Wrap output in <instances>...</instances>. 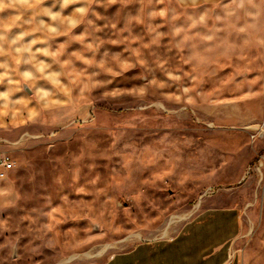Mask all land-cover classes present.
<instances>
[{"label": "rangeland", "instance_id": "374dc122", "mask_svg": "<svg viewBox=\"0 0 264 264\" xmlns=\"http://www.w3.org/2000/svg\"><path fill=\"white\" fill-rule=\"evenodd\" d=\"M233 13V0H0V154L15 161L0 264L103 262L218 198L242 209L233 264H264L261 118L233 90L249 71L234 67Z\"/></svg>", "mask_w": 264, "mask_h": 264}, {"label": "crops", "instance_id": "0c3cea01", "mask_svg": "<svg viewBox=\"0 0 264 264\" xmlns=\"http://www.w3.org/2000/svg\"><path fill=\"white\" fill-rule=\"evenodd\" d=\"M233 10L232 55L243 61L234 67L249 70L246 77L234 78L233 90L241 94L239 101L256 104L257 113L251 115L261 118L258 144L264 147V0H233ZM218 200H211L173 236L144 239L103 262L84 264H233V242L243 226L242 209Z\"/></svg>", "mask_w": 264, "mask_h": 264}, {"label": "built area", "instance_id": "2783aa9c", "mask_svg": "<svg viewBox=\"0 0 264 264\" xmlns=\"http://www.w3.org/2000/svg\"><path fill=\"white\" fill-rule=\"evenodd\" d=\"M15 166V161L9 153L3 152L0 154V177L4 178L9 171Z\"/></svg>", "mask_w": 264, "mask_h": 264}, {"label": "bare ground", "instance_id": "6f19581e", "mask_svg": "<svg viewBox=\"0 0 264 264\" xmlns=\"http://www.w3.org/2000/svg\"><path fill=\"white\" fill-rule=\"evenodd\" d=\"M198 207V206H197ZM107 248V247H106ZM69 259V258H68Z\"/></svg>", "mask_w": 264, "mask_h": 264}]
</instances>
